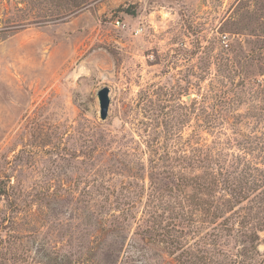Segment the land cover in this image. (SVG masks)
<instances>
[{"label":"rangeland","instance_id":"1","mask_svg":"<svg viewBox=\"0 0 264 264\" xmlns=\"http://www.w3.org/2000/svg\"><path fill=\"white\" fill-rule=\"evenodd\" d=\"M0 264H264V0H0Z\"/></svg>","mask_w":264,"mask_h":264},{"label":"water","instance_id":"2","mask_svg":"<svg viewBox=\"0 0 264 264\" xmlns=\"http://www.w3.org/2000/svg\"><path fill=\"white\" fill-rule=\"evenodd\" d=\"M100 115L102 119H106L109 115V109L111 104L110 88L105 86L98 92Z\"/></svg>","mask_w":264,"mask_h":264},{"label":"bare ground","instance_id":"3","mask_svg":"<svg viewBox=\"0 0 264 264\" xmlns=\"http://www.w3.org/2000/svg\"><path fill=\"white\" fill-rule=\"evenodd\" d=\"M87 69V68H86ZM85 71V68H84V66H81L78 70H77V72H76V76L77 75H80L81 73H83Z\"/></svg>","mask_w":264,"mask_h":264},{"label":"built area","instance_id":"4","mask_svg":"<svg viewBox=\"0 0 264 264\" xmlns=\"http://www.w3.org/2000/svg\"><path fill=\"white\" fill-rule=\"evenodd\" d=\"M117 24L120 25V21L119 20H117ZM223 37H224V42L227 43V35H224Z\"/></svg>","mask_w":264,"mask_h":264}]
</instances>
